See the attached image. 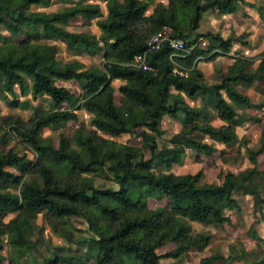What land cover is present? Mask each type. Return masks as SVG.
<instances>
[{
	"label": "trees",
	"instance_id": "obj_1",
	"mask_svg": "<svg viewBox=\"0 0 264 264\" xmlns=\"http://www.w3.org/2000/svg\"><path fill=\"white\" fill-rule=\"evenodd\" d=\"M103 3L104 8L79 2L48 12L51 0H0V100L11 110L31 112L27 119L20 112H0V264L179 260L206 251L212 242L211 234L194 236L193 224L231 225L225 210L239 215L246 200L264 224V171L257 166L264 155V131L256 152L237 134L251 121L245 113L258 107L247 91L264 82V53L250 59L239 52L231 56L235 45H247L241 38L198 32L205 14L233 15L245 0ZM257 12L264 21V6ZM79 17L94 19L99 36L68 30ZM164 28H171L184 51L167 44L153 52L135 49ZM202 40L206 48L200 47ZM60 42L74 56L99 63L60 59L55 45ZM139 55L146 56L152 71L133 65ZM225 57H233L234 63L223 69ZM202 61L217 62L211 84L198 67ZM175 66L187 76L173 75ZM59 82L76 83L80 94ZM114 82L120 85L116 88ZM17 95L30 101L23 104ZM185 99L198 100L207 117ZM79 110L90 116L91 128L80 124L70 137L61 132L57 147L51 137H42L45 129L55 132L77 122ZM169 121L180 124L173 136L165 130ZM122 136L140 139L141 147L118 143ZM220 146H236L238 158L245 155L250 170L220 171L218 184L208 183L201 170L182 175L152 171L155 163L166 169L181 166L188 150L196 153L198 163L199 155L211 157ZM148 200L165 205L151 209ZM39 217L53 236L68 244L77 232L73 218L84 221L90 237L77 241L76 250L50 251L46 245L42 251L43 230L34 227ZM248 237L263 241L256 232ZM168 246L169 252L158 254ZM229 252L227 258L215 253L199 264H264L262 251L249 252L241 245L239 252L234 246Z\"/></svg>",
	"mask_w": 264,
	"mask_h": 264
},
{
	"label": "rangeland",
	"instance_id": "obj_2",
	"mask_svg": "<svg viewBox=\"0 0 264 264\" xmlns=\"http://www.w3.org/2000/svg\"><path fill=\"white\" fill-rule=\"evenodd\" d=\"M104 0H72L66 2H60L58 0H51V5L46 9L48 12H55L61 8L71 7L76 3L85 2L90 6L99 5L101 8H104ZM122 1V0H119ZM250 5H254V8H251ZM260 6H264V0H245V4H240L238 7V11L233 15H227L223 17H217L216 14L208 12L205 14L199 33L205 32H218L222 34L225 38L234 37L241 38L242 42H245L247 45L242 46L240 43L234 46L233 51L231 52V56H235L236 52H239V56H243L244 58H254L261 53H264V21L263 17H260L257 12V8ZM150 13V12H149ZM264 16V15H263ZM68 30L78 31L84 34L99 36V31L95 26V20H86L81 17L71 20ZM200 47L206 48L207 42L200 41ZM58 50V57L64 61L77 59L87 64H95L99 63L98 59H90L87 57H77L74 56L70 51H67L65 45L60 43H55ZM29 57L27 56V60ZM223 69L234 63L233 57H225L221 59ZM217 63V62H216ZM216 63L212 62H199L198 67L203 72L206 77V82L208 84L213 83L211 81L210 76L213 73L214 66ZM120 85L118 82H114V86L117 88ZM58 86H64L69 89L72 93L79 95L81 90L80 87L74 83H66L59 82ZM252 89L247 91V94L250 96L251 100L255 105H258L256 109L250 111L247 114V117L251 118V121L246 123L243 127L239 128L237 131L238 138H245L249 143V148L256 152L260 146L261 137L260 133L264 131V82L254 85ZM19 102L25 104V102L30 101L29 97H20L17 95ZM121 99L120 93L116 90L115 92V102L118 105ZM185 102L194 108H197L203 118L207 117V110L201 109L200 103L198 100L191 101L185 99ZM34 106L38 103L31 102ZM24 106V105H23ZM0 112L3 115L8 113H18L20 112L21 116L24 119H27L31 112L29 110H23L20 108L11 110L8 108L4 101L0 100ZM78 121L75 123H68L65 128L59 131H50L45 129L42 131V137L47 138L51 137L53 141V145L57 147V136L64 132V134L70 137L72 131L81 125H84L88 128L90 126V116L84 111H76ZM258 119V122L255 120ZM165 130L167 131L168 136L175 135L180 130V124L177 121H169L165 124ZM118 143L126 144L132 147H141L142 142L140 139L122 136L116 139ZM219 152L214 154L211 157H207L204 155H199V162L196 163L195 157L196 153L192 150L187 151V155L184 159V162L181 166H175L171 169H166L161 165L155 163L153 166L154 174H195L198 171H203L206 181L208 183H220L219 173L220 171H226L231 173H237L242 170H250V163L245 155L238 158L236 152L237 147L223 148L219 147ZM224 152V153H221ZM257 166L260 171H264V155H261L257 159ZM107 186H110L111 183H106ZM147 205L151 209H155L157 207H162L164 203H157L152 200L147 201ZM225 215H228L231 220V225H226L223 228H213V227H202L197 224H193V235L197 234H211L213 236L212 242L209 248L202 252H190L183 256L179 260H170L163 259L161 264H199L200 260L206 257L211 256L215 253H220L224 258H227L230 254V247L234 246L236 251L239 252L241 245L245 250L249 252H264V224L259 221L258 214L253 207V204L250 200H246L241 204V213L239 215L230 213L225 210ZM72 222L77 229L75 233V240L73 243L68 244L67 242L56 238L51 234L48 228L42 223L41 217L34 223V227L36 230L42 228L43 230V243L40 246V250H44L46 245H49V250L52 251L55 248H71L72 250L77 249V241L80 239H88L90 237V233L88 232L87 226L81 219L73 218ZM256 232L257 235L262 237L263 241L257 243L251 240L248 235ZM172 249L171 246L158 250L159 255H164ZM59 255H64L63 251L57 252ZM30 259L27 258L26 261ZM92 264V263H89ZM224 264H244L226 262Z\"/></svg>",
	"mask_w": 264,
	"mask_h": 264
},
{
	"label": "built area",
	"instance_id": "obj_3",
	"mask_svg": "<svg viewBox=\"0 0 264 264\" xmlns=\"http://www.w3.org/2000/svg\"><path fill=\"white\" fill-rule=\"evenodd\" d=\"M163 44H167L173 50L184 51V43L181 40L172 38L171 28H164L161 32L151 36L146 43V47L149 51L153 52L157 51ZM133 65L136 68H140L145 71H152L146 63L145 55L134 57ZM172 74L181 78L187 76L186 71L178 68L177 66L172 69Z\"/></svg>",
	"mask_w": 264,
	"mask_h": 264
},
{
	"label": "water",
	"instance_id": "obj_4",
	"mask_svg": "<svg viewBox=\"0 0 264 264\" xmlns=\"http://www.w3.org/2000/svg\"><path fill=\"white\" fill-rule=\"evenodd\" d=\"M146 45L144 44V45H140V46H136L135 47V49L137 50V51H139V52H143V51H145L146 50Z\"/></svg>",
	"mask_w": 264,
	"mask_h": 264
},
{
	"label": "crops",
	"instance_id": "obj_5",
	"mask_svg": "<svg viewBox=\"0 0 264 264\" xmlns=\"http://www.w3.org/2000/svg\"><path fill=\"white\" fill-rule=\"evenodd\" d=\"M213 124H218V122L217 121H213Z\"/></svg>",
	"mask_w": 264,
	"mask_h": 264
}]
</instances>
